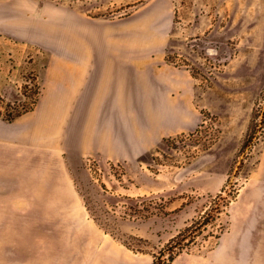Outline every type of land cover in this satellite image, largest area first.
<instances>
[{"label": "rangeland", "instance_id": "obj_1", "mask_svg": "<svg viewBox=\"0 0 264 264\" xmlns=\"http://www.w3.org/2000/svg\"><path fill=\"white\" fill-rule=\"evenodd\" d=\"M104 57L189 75L199 112L200 88L215 107L205 106L197 127L167 136L143 162L72 156L83 207L70 212L43 203L34 164L17 178L13 164L0 162V264H54L82 227L151 250L169 242L148 237L160 227L181 240L180 253L207 250L226 227V206L264 139V0H0V139L28 125L37 135L44 98ZM223 138L231 139L227 151L237 148L227 180L217 194L200 193L202 159ZM87 157L103 171L89 169ZM183 209L190 224L177 232Z\"/></svg>", "mask_w": 264, "mask_h": 264}, {"label": "crops", "instance_id": "obj_2", "mask_svg": "<svg viewBox=\"0 0 264 264\" xmlns=\"http://www.w3.org/2000/svg\"><path fill=\"white\" fill-rule=\"evenodd\" d=\"M115 59L100 58L94 68L86 62L70 74L68 83L48 94L33 127L37 135H28V125L0 139V162L13 164L15 177H23L25 167L34 164L47 207L66 212L83 207L70 171L72 156L143 162L167 136L197 127L205 106L215 107L210 98L205 102L209 94L200 88L199 112L198 90L189 75L167 72L165 66L143 70L139 59L131 64ZM227 141L231 139L223 138L209 158L202 159L200 193L214 195L224 186L237 149L227 151ZM254 148L257 154L246 183L228 207L226 230L207 250L179 253L173 264H264V139ZM186 211L178 215L177 232L190 224ZM81 229L70 239L75 244H70L68 256L54 264H153L151 249L135 251L106 232ZM154 231L148 237L156 244L175 235L159 233L160 227Z\"/></svg>", "mask_w": 264, "mask_h": 264}, {"label": "trees", "instance_id": "obj_3", "mask_svg": "<svg viewBox=\"0 0 264 264\" xmlns=\"http://www.w3.org/2000/svg\"><path fill=\"white\" fill-rule=\"evenodd\" d=\"M22 113H16L12 117H10V120H14L15 118L19 117ZM126 243V241H124ZM180 244V249L177 250L178 246ZM126 245L129 247V244L126 243ZM182 248V242L179 238L172 239L168 243H166L162 248H156L152 249V254L154 256L153 264H164L166 261L172 262L174 261L175 257L180 253ZM133 249V248H132ZM135 251H146V249L137 248L134 249Z\"/></svg>", "mask_w": 264, "mask_h": 264}, {"label": "built area", "instance_id": "obj_4", "mask_svg": "<svg viewBox=\"0 0 264 264\" xmlns=\"http://www.w3.org/2000/svg\"><path fill=\"white\" fill-rule=\"evenodd\" d=\"M86 161L88 162V166H89V169H91V167L90 166H93L92 167V169H94V171H99V172H101V171H103V166H102V164H101V162L99 161V160H97L96 158H93V160L90 158V157H87L86 158ZM94 162V163H91V162ZM240 189V188H239ZM239 189H238V191H239ZM238 191H237V194H238ZM237 196V195H236ZM235 196V197H236ZM235 197L230 201V203L226 206V208H227V212H228V207H229V205L232 203V201L235 199ZM226 227H227V222H226ZM226 227H224L223 229V231L220 233V235L226 230ZM219 235V236H220ZM219 236H217L216 237V240L218 239V237ZM180 249V247H178L177 248V250H179ZM181 250H183V246H182V248H181ZM181 252V251H180ZM164 264H173L172 262L170 263V262H168V261H166Z\"/></svg>", "mask_w": 264, "mask_h": 264}]
</instances>
